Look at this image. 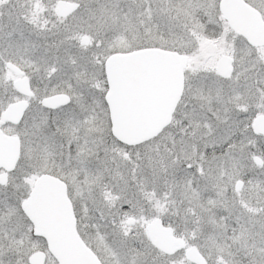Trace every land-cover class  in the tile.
<instances>
[{
  "label": "snow or ice",
  "instance_id": "obj_1",
  "mask_svg": "<svg viewBox=\"0 0 264 264\" xmlns=\"http://www.w3.org/2000/svg\"><path fill=\"white\" fill-rule=\"evenodd\" d=\"M0 264H264V0H0Z\"/></svg>",
  "mask_w": 264,
  "mask_h": 264
}]
</instances>
